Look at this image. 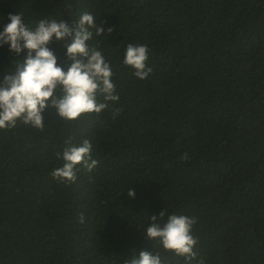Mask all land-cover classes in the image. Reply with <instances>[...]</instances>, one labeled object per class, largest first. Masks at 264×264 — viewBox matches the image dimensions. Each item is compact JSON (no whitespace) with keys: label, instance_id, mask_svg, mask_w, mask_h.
I'll use <instances>...</instances> for the list:
<instances>
[{"label":"trees","instance_id":"1","mask_svg":"<svg viewBox=\"0 0 264 264\" xmlns=\"http://www.w3.org/2000/svg\"><path fill=\"white\" fill-rule=\"evenodd\" d=\"M85 12L105 28L87 43L122 111L48 109L42 131L0 129V264H124L142 250L185 264L144 234L161 211L196 218L192 264H264V0H0V32L10 13L35 28ZM130 43L148 46L145 79L123 64ZM20 60L0 47V79ZM69 138L99 162L74 184L50 175Z\"/></svg>","mask_w":264,"mask_h":264},{"label":"clouds","instance_id":"2","mask_svg":"<svg viewBox=\"0 0 264 264\" xmlns=\"http://www.w3.org/2000/svg\"><path fill=\"white\" fill-rule=\"evenodd\" d=\"M8 20L10 23L0 32V47L7 45L21 60L14 71L6 72L0 79V129L13 128L20 121L42 131L48 109H54L63 121H75L82 114H100L106 109L112 111L113 118L121 113L120 108H110L119 100L110 63L101 51L87 43L93 38V30L96 36L105 33L92 14L83 13L72 25L64 20L41 19L35 28L26 25L20 14L10 13ZM112 31L110 27L107 29L109 34ZM52 43H61L66 49L62 64L50 47ZM148 52L147 45L130 43L126 47L123 64L131 67L139 79L147 78L152 72L146 63ZM92 148L88 139L79 145L73 144L71 138L66 140L63 151L56 153L62 166L50 173L52 178L74 184L81 167L91 172L99 163L92 157ZM182 159H188L187 153ZM127 194L130 198L136 195L134 189H129ZM164 216L165 212L161 211L150 218L144 233L146 238L183 257L185 264H192L197 260L194 251L197 239L192 234L196 218L172 214L164 221ZM79 220L84 222L83 213ZM124 264H162V259L159 252L142 250ZM197 264H204V260L199 259Z\"/></svg>","mask_w":264,"mask_h":264}]
</instances>
